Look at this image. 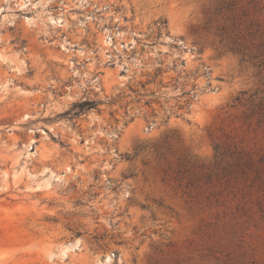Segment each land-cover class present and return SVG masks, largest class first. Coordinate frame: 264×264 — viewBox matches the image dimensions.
<instances>
[{
	"label": "rangeland",
	"instance_id": "rangeland-1",
	"mask_svg": "<svg viewBox=\"0 0 264 264\" xmlns=\"http://www.w3.org/2000/svg\"><path fill=\"white\" fill-rule=\"evenodd\" d=\"M0 264H264V0H0Z\"/></svg>",
	"mask_w": 264,
	"mask_h": 264
}]
</instances>
